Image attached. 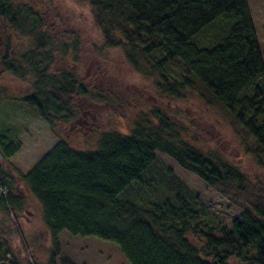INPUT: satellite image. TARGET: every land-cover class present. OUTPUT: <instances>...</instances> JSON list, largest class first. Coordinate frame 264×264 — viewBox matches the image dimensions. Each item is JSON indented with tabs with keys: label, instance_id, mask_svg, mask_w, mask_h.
Segmentation results:
<instances>
[{
	"label": "trees",
	"instance_id": "16d2710c",
	"mask_svg": "<svg viewBox=\"0 0 264 264\" xmlns=\"http://www.w3.org/2000/svg\"><path fill=\"white\" fill-rule=\"evenodd\" d=\"M76 1L88 9L102 45L119 49L160 97L182 102L196 94L239 125L243 141L255 144L253 152L264 153V46L249 0ZM0 16L26 45L14 57L7 43L3 70L30 80L31 92L22 102L50 128L82 121L76 99L108 102L103 94H93L74 69L51 71L56 57L79 62L83 33L67 28L58 35L55 29L63 25L58 15L47 21L14 0H0ZM173 67L179 68V79L169 74ZM136 118L130 134L106 133L95 151H76L60 141L21 176L41 205L52 238L66 232L113 243L129 264H264L263 192H251L235 165L183 138L161 109ZM20 148L19 141L0 135L2 159ZM157 153L239 206L242 213L230 228L201 217L197 198ZM134 187L143 195L129 196ZM2 190L0 211L19 210L11 185ZM54 257L49 264H55ZM0 261L19 264L4 241ZM60 263L74 264L68 258Z\"/></svg>",
	"mask_w": 264,
	"mask_h": 264
},
{
	"label": "rangeland",
	"instance_id": "374dc122",
	"mask_svg": "<svg viewBox=\"0 0 264 264\" xmlns=\"http://www.w3.org/2000/svg\"><path fill=\"white\" fill-rule=\"evenodd\" d=\"M14 4L31 6L50 22L53 21L50 18L58 15L57 18L63 21V25L55 29L58 35L67 32V28L83 33L79 62L75 64L71 56L67 60V55L65 58L56 57L51 71L74 69L93 94L108 98V102L100 103L90 98L76 99L82 121L66 122L64 126L56 124L54 129L50 128L22 102V98L31 92L30 80L23 82L3 70L1 59L7 52V43L8 52L14 57L26 45L0 16V39L2 45H6V48H0V135L21 143L19 152L11 159L4 160L0 155V187L11 185L12 196L21 205L14 212L0 211V241L5 242L19 264H49L53 254L55 264H61V258H68L74 264H129L119 249L107 241L73 237L66 232L54 240L40 203L21 176L29 173L60 141H65L73 150L88 152L98 149L99 141L106 133L130 134V129L139 121L136 117L148 109L164 111L177 123L183 138L189 139L201 152H210V156L216 154L224 162L235 165L247 178L250 191L257 193L261 190L264 194V153L253 152L255 144L251 139L243 141L241 128L232 122L231 117L207 105L196 94L188 95L182 102L160 97L148 78L125 63L119 49L102 45L88 9L76 0H14ZM248 5L259 43L264 46V2L249 0ZM66 38H61L60 44L65 43ZM204 38L202 35L199 39ZM178 70L173 67L169 74L179 79ZM156 158L169 167L197 198L196 208L202 218L210 220L207 223L220 222L230 228L242 213L239 206L230 203L166 156L157 153ZM7 175L11 176L10 179ZM137 189L134 187L128 195L134 198L143 195ZM0 196L4 199L6 190H2Z\"/></svg>",
	"mask_w": 264,
	"mask_h": 264
},
{
	"label": "water",
	"instance_id": "95a60500",
	"mask_svg": "<svg viewBox=\"0 0 264 264\" xmlns=\"http://www.w3.org/2000/svg\"><path fill=\"white\" fill-rule=\"evenodd\" d=\"M0 264H12V263L9 261H0Z\"/></svg>",
	"mask_w": 264,
	"mask_h": 264
},
{
	"label": "flooded vegetation",
	"instance_id": "af4514ba",
	"mask_svg": "<svg viewBox=\"0 0 264 264\" xmlns=\"http://www.w3.org/2000/svg\"><path fill=\"white\" fill-rule=\"evenodd\" d=\"M1 37H2V35H1ZM3 44V42H2V40L0 39V45H1V47L0 48H5V45H2ZM3 46V47H2ZM5 50V49H4Z\"/></svg>",
	"mask_w": 264,
	"mask_h": 264
}]
</instances>
